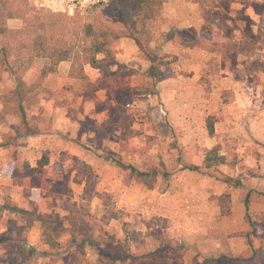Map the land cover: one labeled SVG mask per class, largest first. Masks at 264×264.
I'll use <instances>...</instances> for the list:
<instances>
[{
    "label": "rangeland",
    "instance_id": "374dc122",
    "mask_svg": "<svg viewBox=\"0 0 264 264\" xmlns=\"http://www.w3.org/2000/svg\"><path fill=\"white\" fill-rule=\"evenodd\" d=\"M24 1L0 0L5 26L25 28ZM116 1L28 3L47 17L48 42L78 59L84 26ZM155 26V94L134 91L149 61L130 37L84 78L74 58L44 79L28 70L23 88L3 75L0 264H139L138 253L182 243L187 264H254L240 257L264 245V0H166ZM214 147L227 162L208 169ZM23 161L45 165L14 185Z\"/></svg>",
    "mask_w": 264,
    "mask_h": 264
},
{
    "label": "trees",
    "instance_id": "16d2710c",
    "mask_svg": "<svg viewBox=\"0 0 264 264\" xmlns=\"http://www.w3.org/2000/svg\"><path fill=\"white\" fill-rule=\"evenodd\" d=\"M165 1L117 0L113 6L103 11L96 23L91 22L84 26L77 59L72 47L48 42L47 17L26 0L19 5L26 24L25 28L10 29L0 21V80L5 73H8L16 84L23 88L26 86L25 74L28 70L37 71L40 79H44L56 72L62 62L72 58L80 61L79 64L73 63L72 74H78V77L84 78L86 63L96 66L100 61V56H103V60L110 61L115 54V43L121 38L130 37L137 42L140 56L149 61L147 81L137 86L134 91L136 94H155L158 91V79L164 74L162 68L164 57L154 46L158 32L155 20ZM202 30L206 31L207 26H204ZM210 126L214 130L212 122ZM226 162V155L220 152L219 147L210 149L204 160L208 169ZM40 166H32L28 161L21 162L12 174L13 184L22 185L26 178L40 172ZM188 168L199 170L200 166L189 165ZM224 181L239 186L243 184L240 179L231 176H226ZM220 200L224 208L223 214H229L231 212L230 195L223 194ZM246 205L249 209L250 199H246ZM44 236L49 244H57L51 233L45 232ZM185 256L186 247L182 243L138 253L134 255V258L139 261V264H187ZM240 259L251 261L254 264H264V245L253 249ZM12 264H18V262Z\"/></svg>",
    "mask_w": 264,
    "mask_h": 264
},
{
    "label": "built area",
    "instance_id": "2783aa9c",
    "mask_svg": "<svg viewBox=\"0 0 264 264\" xmlns=\"http://www.w3.org/2000/svg\"><path fill=\"white\" fill-rule=\"evenodd\" d=\"M110 0H52V4L56 10H68V9H87L92 7H98L109 3Z\"/></svg>",
    "mask_w": 264,
    "mask_h": 264
}]
</instances>
